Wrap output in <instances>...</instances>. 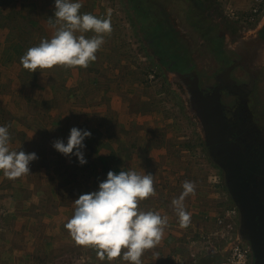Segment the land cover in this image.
<instances>
[{
    "label": "rangeland",
    "instance_id": "rangeland-1",
    "mask_svg": "<svg viewBox=\"0 0 264 264\" xmlns=\"http://www.w3.org/2000/svg\"><path fill=\"white\" fill-rule=\"evenodd\" d=\"M239 1L224 2L219 9L226 16L242 21L240 14L246 11L248 15L254 0L248 7L240 4L243 0ZM81 3L80 12L84 10L100 18H108L110 14L112 30L104 34V42L95 53L96 60L87 67L56 65L34 73L23 67L20 57L28 50L26 47L38 46L42 39H51L55 34L59 25H55L54 18L50 22L55 0H6L0 5V18L11 14L9 20L2 19L8 23L7 27L0 23V125H15L13 130L22 138L32 130L35 136H29L28 140L20 136L13 138L9 132V148L24 152L28 149L26 153L35 152L38 156L30 163L31 171L16 179L5 177L0 170V264H26L24 256L28 253L35 263L41 261L37 264H114L116 261L107 257L98 259L94 248L78 245L64 227L74 215V201L81 194L98 190L101 182L98 180L102 177L97 178L96 173L91 177L80 175L71 164L75 162L74 155L65 156L53 147L57 139L66 143L74 126L92 133L83 149L87 163L91 158L99 161V154H104L106 149L99 148L102 138L138 142L139 147L132 149L128 159L140 161L146 174L153 175L154 192L159 199L165 195V202L171 196L174 199L181 195L185 181L193 183L194 191L183 201L190 214L187 226L181 227L175 206L171 205L163 231L174 233L169 243L178 236L187 240L194 236L188 248L205 247L203 236L213 238L223 227L217 223L216 215L222 213L226 195L217 169L205 152L200 123L192 111H186L187 100L180 95L176 84H173L174 94L168 90L156 94L163 87V79L157 81L150 73L155 66L142 48L141 35L135 34L129 23L123 0H81ZM235 5L245 9H237ZM206 7L202 13L198 12L197 19L212 20V14L226 18ZM182 16L176 18L178 29L183 37L194 40L189 53L195 52L190 54L197 65L198 62L202 65L203 60V72L207 74L211 70L208 67L216 68L215 51L208 37L194 25H188ZM192 18L195 19L193 14ZM225 27L232 37L240 33L233 26ZM76 35L91 38L94 33L90 30ZM167 75L170 81H175L172 73L167 71ZM155 97L163 103L146 109L137 107L139 100L151 101ZM31 121L35 123L34 129H29ZM43 125L47 131H53L46 133ZM57 125L67 136L56 132ZM29 138L34 142L32 145ZM149 204L150 201H145V206ZM176 256L179 255L175 253L173 257ZM141 261L144 263L142 257Z\"/></svg>",
    "mask_w": 264,
    "mask_h": 264
},
{
    "label": "flooded vegetation",
    "instance_id": "flooded-vegetation-1",
    "mask_svg": "<svg viewBox=\"0 0 264 264\" xmlns=\"http://www.w3.org/2000/svg\"><path fill=\"white\" fill-rule=\"evenodd\" d=\"M211 17L219 31L216 68L205 74L203 60L198 66L193 58L190 70L168 73L202 127L205 152L235 208L236 233L250 248L251 264H264V14L252 23ZM226 25L240 33L232 37Z\"/></svg>",
    "mask_w": 264,
    "mask_h": 264
},
{
    "label": "clouds",
    "instance_id": "clouds-1",
    "mask_svg": "<svg viewBox=\"0 0 264 264\" xmlns=\"http://www.w3.org/2000/svg\"><path fill=\"white\" fill-rule=\"evenodd\" d=\"M81 8V0H55L50 22L54 18L55 25L59 27L51 39H42L38 46L29 48L20 57L25 69L34 73L37 69L56 65L87 67L96 60L95 53L104 42V34L112 30L110 14L108 18H100L80 12ZM243 13L240 14L241 19L245 18L246 11ZM258 20L260 18L255 21ZM90 30L94 33L91 38L76 35ZM91 135L90 130L74 126L67 142L57 139L53 147L65 156L74 155L84 165L87 163L83 151L85 139ZM9 143L8 126L0 125V170L5 177L16 179L31 171L30 163L38 156L35 152L10 150ZM183 188L184 191L172 203L181 227H186L190 214L183 201L194 191V185L185 181ZM153 193L151 173L141 175L131 169H122L119 173L109 171L107 179L99 183L98 190L81 194L74 201V215L64 227L78 245L93 247L101 260L107 257L112 261L122 254V259L130 264H142L144 250L159 243L167 223L166 218L158 213L138 210L139 201Z\"/></svg>",
    "mask_w": 264,
    "mask_h": 264
},
{
    "label": "trees",
    "instance_id": "trees-1",
    "mask_svg": "<svg viewBox=\"0 0 264 264\" xmlns=\"http://www.w3.org/2000/svg\"><path fill=\"white\" fill-rule=\"evenodd\" d=\"M5 1L6 0L0 1V5H3ZM214 1L216 0H123L129 12V23L131 27L135 29V34L139 33L141 35L140 41L142 43V48L149 57L151 64L155 66L150 69V73L157 77V81L163 79V87L157 89V95L163 93V90H168V92L171 91L174 94L175 89H173V84H177L178 81H176L177 79L174 83L170 81L167 71L185 72L195 66L190 54L191 52L192 54L195 52L191 51L189 53V46L192 45L194 40L192 37H183L178 29L179 23L177 19L181 18L182 15H184V17L182 16L183 18L187 19L186 23L188 25H194L199 29L202 35L204 34L205 37H208L207 41L212 45V51H217L216 48L220 45L218 44L219 37L217 35L219 31L217 32L214 28L213 21L208 17V19L205 17V19L203 18L202 20L197 19V16H199L198 12L202 13V8L205 6H207V9L209 8L208 10L214 9L213 11L215 13H221V11L217 9ZM174 11L176 14H173ZM82 13L86 12L83 10ZM192 14L195 19L192 18ZM10 15H3V18H0V23H4L7 27L8 23L2 21V19L6 18L9 20L7 17H10ZM31 47L32 46H28L26 49ZM176 96L179 97V94L176 93ZM146 100L147 99H145V101L139 100L140 105L137 107L146 109L153 106V104L163 103V101L157 97L151 98V101ZM65 136L67 135L65 134ZM129 145L125 148L127 149L126 157H129L130 153L133 152V150L130 152V148H135L137 143L131 144L130 148H128ZM223 206L222 211L231 205L229 201H224ZM204 254L203 257L205 258H202L203 260L201 259L202 262L204 261V264H218L222 258L220 253L206 252ZM202 262L200 261L199 264H202Z\"/></svg>",
    "mask_w": 264,
    "mask_h": 264
},
{
    "label": "crops",
    "instance_id": "crops-1",
    "mask_svg": "<svg viewBox=\"0 0 264 264\" xmlns=\"http://www.w3.org/2000/svg\"><path fill=\"white\" fill-rule=\"evenodd\" d=\"M222 1H223L222 4L224 2H228V3L231 2L232 3V1H234L236 4L240 2L239 0L238 1H236V0H222ZM252 1L253 0H243V2L240 4H243V6L248 7L249 3H251ZM222 4L215 1V5L217 6V9H219V7L221 8V6L223 7L224 4L223 5ZM243 6H239V5L236 6L235 5V7L237 9H245V8H243ZM243 12L244 11H242V13ZM212 15H214V14H212ZM12 126H15V125H10V123H9L8 128H10L11 130H9V129L8 130H9V132L12 133V135H13L12 137L16 138V136H20L18 134L17 130H13ZM34 126H35V123H33L31 121V125L29 126V129L30 128L34 129ZM36 127H38V126L36 125ZM58 127L59 126L57 125L55 128L54 127L53 128L56 130V132L61 133V134L59 133L60 136L64 137L65 134H64L63 130L59 129ZM42 128L45 129L46 125H43ZM44 129H41V130H44ZM52 131H53V129H48V131L45 129L46 133H50ZM39 135L42 136L43 132L39 133ZM46 135L47 134H44V136H46ZM29 136L34 137L35 133L32 135V130H29V132H27L24 137L25 138L27 137V140H28ZM102 137H104V136H102ZM25 138H22V140ZM100 140L101 141H99V144H101V145L99 148L104 149V150L106 149V150H105L104 154H102V153L99 154V158H100L99 161L94 160V158H91L88 161L89 163L81 165L79 163L78 158L74 156L73 159L75 162H73L71 164L74 165L76 172H80V175L82 174L83 176L86 175V176L91 177L94 175V173H96L95 176H97V178L99 176H102V177H100V179L98 181H103V180L107 179V173L109 171H114V172L119 173V171H121L122 169H124V170L131 169V170H134L141 175H144L143 173H145V174L147 173L145 168L141 166L142 163L140 161L139 162L135 161V158H133V159H127L128 157L126 158L127 149H125V148L129 144L130 145L134 144L136 142L135 140H130L129 143H126L125 139H117V140L109 139V141H105L102 138ZM151 142H152V140L150 138V143ZM33 143H34L33 140L31 138H29V144L32 145ZM138 144L139 143L137 142V146L139 147ZM130 145L128 148H130ZM135 149H137V148H135ZM147 149H149V147ZM27 151H28V149L25 150V152H27ZM131 151H132V148H130V152ZM85 157H86V159H88L86 154H85ZM138 165H140V166H138ZM160 196H162V197L159 199L158 194L154 192L153 194H151L147 198L140 200L138 203V210L144 211V212L152 211V212L158 213L161 217L169 219V212L167 213V211L168 210L172 211L170 209V206L173 205V203H172L173 197L171 196L170 197L171 200L165 202V195H160ZM145 201H150V204L148 207L145 206ZM162 205H163V208H161ZM217 212H219V211H217ZM171 220H172V218L170 219V222H171ZM172 234H174V233L163 231V234H162V237H161L159 243L156 244L152 248L144 250V252L141 256L142 259L144 260V263H142V264H177V258L176 257H178V258L181 256L189 257L191 254V251H190V247L188 248V246L190 245V242L192 241V239L195 237L193 236L191 239L188 238V240H187V237L184 239L183 237L178 236L175 238L174 241H170V243H169L168 241L170 240V237H172ZM196 234H198V233H196ZM185 245L187 246L188 249H186ZM31 246H33L32 243H31ZM91 248L93 249V247H91ZM151 249L153 251L152 253L150 252ZM201 249H203V247ZM175 253H177L179 256L173 257ZM95 254H96L95 256L98 258L97 251L95 252ZM28 256H31V257L28 259ZM204 256H205V254H204ZM24 257H25V260H27L26 264H37V263L41 262V261H37V263H35V259H33L32 255H30L29 253L27 255H25ZM202 258L204 259L205 257H203V255L200 256L197 264H199L200 261L202 262V260H203ZM105 259H106V257H105ZM105 259H103V260H105ZM114 259L116 260L114 262V264H128V261H125L122 259V255H121V257L118 258V261H117V258H114ZM203 262H202V264H204Z\"/></svg>",
    "mask_w": 264,
    "mask_h": 264
},
{
    "label": "built area",
    "instance_id": "built-area-1",
    "mask_svg": "<svg viewBox=\"0 0 264 264\" xmlns=\"http://www.w3.org/2000/svg\"><path fill=\"white\" fill-rule=\"evenodd\" d=\"M264 0H254V4L249 10L245 19L248 22H254L264 13ZM261 19V18H260ZM225 201H228L227 196ZM217 223L223 226L219 231L213 234V238L203 236L207 243L203 249L190 247L189 257H179L177 264H197L200 256L206 252L220 253L222 255L218 264H251L250 248L243 244L236 233V211L233 206L226 207L222 213L216 215Z\"/></svg>",
    "mask_w": 264,
    "mask_h": 264
}]
</instances>
